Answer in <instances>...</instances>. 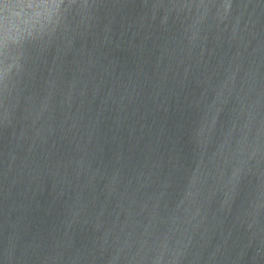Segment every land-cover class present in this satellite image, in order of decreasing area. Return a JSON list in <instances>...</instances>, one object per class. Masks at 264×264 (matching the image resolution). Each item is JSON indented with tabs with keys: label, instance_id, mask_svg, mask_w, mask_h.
I'll return each instance as SVG.
<instances>
[{
	"label": "water",
	"instance_id": "obj_1",
	"mask_svg": "<svg viewBox=\"0 0 264 264\" xmlns=\"http://www.w3.org/2000/svg\"><path fill=\"white\" fill-rule=\"evenodd\" d=\"M0 264H264V0H0Z\"/></svg>",
	"mask_w": 264,
	"mask_h": 264
}]
</instances>
